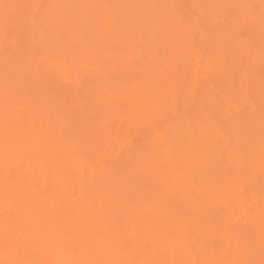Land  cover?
I'll return each mask as SVG.
<instances>
[{"label": "bare ground", "instance_id": "bare-ground-1", "mask_svg": "<svg viewBox=\"0 0 264 264\" xmlns=\"http://www.w3.org/2000/svg\"><path fill=\"white\" fill-rule=\"evenodd\" d=\"M0 264H264V0H0Z\"/></svg>", "mask_w": 264, "mask_h": 264}]
</instances>
